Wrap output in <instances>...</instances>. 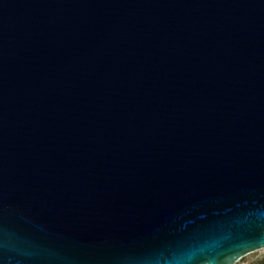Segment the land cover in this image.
<instances>
[{
    "label": "water",
    "instance_id": "95a60500",
    "mask_svg": "<svg viewBox=\"0 0 264 264\" xmlns=\"http://www.w3.org/2000/svg\"><path fill=\"white\" fill-rule=\"evenodd\" d=\"M261 248L264 0H0V264Z\"/></svg>",
    "mask_w": 264,
    "mask_h": 264
},
{
    "label": "rangeland",
    "instance_id": "374dc122",
    "mask_svg": "<svg viewBox=\"0 0 264 264\" xmlns=\"http://www.w3.org/2000/svg\"><path fill=\"white\" fill-rule=\"evenodd\" d=\"M238 264H264V248L243 256L238 260Z\"/></svg>",
    "mask_w": 264,
    "mask_h": 264
},
{
    "label": "clouds",
    "instance_id": "9594fccd",
    "mask_svg": "<svg viewBox=\"0 0 264 264\" xmlns=\"http://www.w3.org/2000/svg\"><path fill=\"white\" fill-rule=\"evenodd\" d=\"M244 251H247V249H245ZM231 255L234 257L233 264H238V261L235 258L239 257V256H242L243 255V251H236V252L231 253ZM184 264H197V254H196V252L189 253V257H188V259L186 261H184ZM199 264H204V261L200 260Z\"/></svg>",
    "mask_w": 264,
    "mask_h": 264
}]
</instances>
